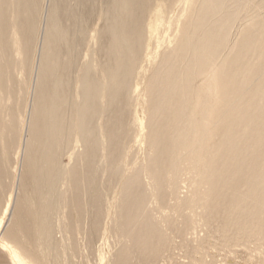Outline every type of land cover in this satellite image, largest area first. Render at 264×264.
<instances>
[{
	"label": "bare ground",
	"instance_id": "obj_1",
	"mask_svg": "<svg viewBox=\"0 0 264 264\" xmlns=\"http://www.w3.org/2000/svg\"><path fill=\"white\" fill-rule=\"evenodd\" d=\"M173 2L0 0V208L10 189L0 264H124L127 257L148 264L143 252L159 242L151 210L148 228L131 231L130 244L108 243L120 235L111 225H124L137 203L111 186L130 133L138 159L157 148L150 166L160 180L176 150L198 153L205 179L180 205L209 196L206 219L225 230L218 235L247 232L246 243L264 248V0H180L172 16ZM132 51L144 62L133 98L125 79ZM189 74L204 81L189 83ZM99 107L97 145L89 117ZM45 176L61 195L42 197ZM163 181L162 203L171 195ZM146 187L135 190L145 195ZM237 255L245 264L264 260Z\"/></svg>",
	"mask_w": 264,
	"mask_h": 264
},
{
	"label": "rangeland",
	"instance_id": "obj_2",
	"mask_svg": "<svg viewBox=\"0 0 264 264\" xmlns=\"http://www.w3.org/2000/svg\"><path fill=\"white\" fill-rule=\"evenodd\" d=\"M179 1L180 0H174L171 4L170 15H175L177 9L182 6ZM261 15L264 17V10ZM145 27L146 22L143 24L142 29L144 30ZM143 43L141 49L145 51L146 40H144ZM134 54L136 53L132 51L128 56L129 66L126 68L125 75L127 92L131 98L134 96L132 82H134L138 71H140L144 64V62L138 57V54ZM207 77L213 78V72L208 73ZM186 78L189 83L195 81L202 83L204 81V77H196V74H189ZM199 109V107H196V112H198ZM101 117L102 107H99L96 112H92L89 117L91 130L96 136L97 145L102 144L103 140L100 126ZM173 136L174 138L177 137V135ZM147 149L144 157L138 159L139 152L135 144L133 133H130L127 136V139L122 141L119 145L118 159L116 160L117 169L114 170L115 180L111 186L113 190L120 186L123 194L127 197V201H134L133 199L137 198L135 200L137 203H134L135 205L133 208L131 206L124 225H111V228L114 231L120 232L119 236L112 235L108 237V243L112 249H116L119 246L118 241L122 242V244L129 243L132 239L130 234L131 231L148 228L147 224L144 222L147 221V211L150 212L151 210V219L155 223L151 228L159 234V242L155 245L154 252H149L147 249L143 252L147 257L148 264H245L239 260L237 255L239 251L247 252L249 257L253 259H264V248L259 244L250 245L249 243H246L250 237L249 233H242L245 237H232L230 235V237H227L226 235L225 238H223L222 235L225 234V230L219 225V223L215 220L206 219V216L208 215L207 209L209 207L206 203L209 201V196H203L200 201L191 200L186 206L180 205L181 199L193 196L199 180L201 181L202 178L205 179V176L199 175L197 170L200 168L205 169L204 165L207 164V161L203 164V158L198 153L187 154L178 149L175 151V155L172 156L173 159L171 162L173 167L167 169V172L164 171V174L162 175L163 177L160 180V177L153 176L150 166V161L152 157L155 156L157 148L155 146H150ZM72 151L73 146H69L64 150L61 157L62 163L66 164L69 161L67 155ZM146 156L149 158L146 159ZM22 161L23 154H21L20 161L16 165L18 168V175L21 172ZM104 165L105 164L102 163L100 169H103ZM189 166H194L193 169H196L189 170ZM148 167L150 169H148ZM127 170L129 173L125 179L124 176ZM212 174L213 173H210L209 175ZM159 180H165L166 183L168 182L166 184V189L168 192H171V195L166 196L167 200L165 199L163 203L158 200ZM7 181L8 180H6V182ZM48 186L50 187L48 188ZM142 187H146L148 191L145 195H141L135 190L136 188L141 189ZM209 187L208 183L203 185L204 191L207 192V194L209 193ZM9 190L10 189L8 188L6 191V197L0 208V220L3 217L4 207L9 198ZM41 192L43 198H56L61 195L62 190H60V185L51 183L49 177L45 176L41 185ZM16 197L17 194L15 195L13 203L14 207L17 202ZM171 227L175 228L177 231L176 234L168 233ZM220 230L223 233L222 235H218V231ZM252 231V234H254L255 237L259 235L258 230ZM185 239L192 241V250L188 249ZM101 245L102 240L98 239L94 247L97 249ZM123 258H126V256L124 257L123 255ZM127 258L123 260L124 264H133L132 259ZM126 260H128L129 263ZM261 264H264V260L261 261Z\"/></svg>",
	"mask_w": 264,
	"mask_h": 264
}]
</instances>
